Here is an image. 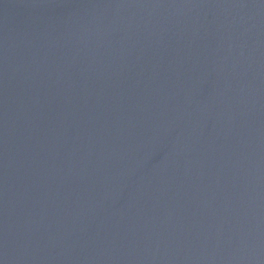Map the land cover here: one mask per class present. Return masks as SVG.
<instances>
[{
	"label": "water",
	"instance_id": "95a60500",
	"mask_svg": "<svg viewBox=\"0 0 264 264\" xmlns=\"http://www.w3.org/2000/svg\"><path fill=\"white\" fill-rule=\"evenodd\" d=\"M0 264H264V0H0Z\"/></svg>",
	"mask_w": 264,
	"mask_h": 264
}]
</instances>
